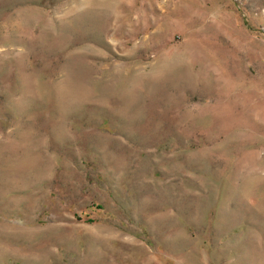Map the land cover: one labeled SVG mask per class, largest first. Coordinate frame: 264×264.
<instances>
[{"label": "rangeland", "instance_id": "rangeland-1", "mask_svg": "<svg viewBox=\"0 0 264 264\" xmlns=\"http://www.w3.org/2000/svg\"><path fill=\"white\" fill-rule=\"evenodd\" d=\"M0 264H264V0H0Z\"/></svg>", "mask_w": 264, "mask_h": 264}]
</instances>
